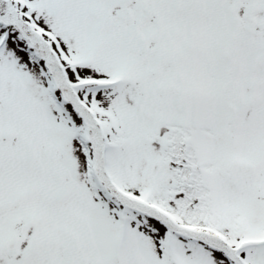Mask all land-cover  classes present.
I'll return each mask as SVG.
<instances>
[{"label": "snow or ice", "instance_id": "1", "mask_svg": "<svg viewBox=\"0 0 264 264\" xmlns=\"http://www.w3.org/2000/svg\"><path fill=\"white\" fill-rule=\"evenodd\" d=\"M0 264H264V0H0Z\"/></svg>", "mask_w": 264, "mask_h": 264}]
</instances>
